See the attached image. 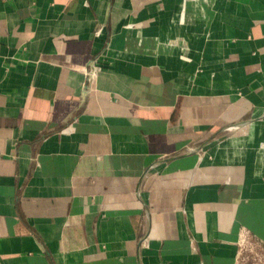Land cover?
Returning a JSON list of instances; mask_svg holds the SVG:
<instances>
[{"label":"crops","instance_id":"1","mask_svg":"<svg viewBox=\"0 0 264 264\" xmlns=\"http://www.w3.org/2000/svg\"><path fill=\"white\" fill-rule=\"evenodd\" d=\"M0 264H264V0H0Z\"/></svg>","mask_w":264,"mask_h":264}]
</instances>
